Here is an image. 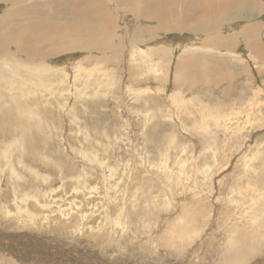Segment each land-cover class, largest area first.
<instances>
[{"label": "rangeland", "instance_id": "1", "mask_svg": "<svg viewBox=\"0 0 264 264\" xmlns=\"http://www.w3.org/2000/svg\"><path fill=\"white\" fill-rule=\"evenodd\" d=\"M8 13L11 12L7 5L0 3V16ZM262 13L253 22H264ZM119 14L126 21L134 18L132 14ZM131 22L135 23L136 19ZM244 23L246 21L241 22L240 27ZM223 27L229 32L228 25ZM204 40L202 34L161 33L148 43L150 47L147 45L149 49L156 48L154 51L143 48L150 59L149 62L139 60L140 64L130 63L125 56L121 59L124 63L91 62L82 52H76L71 54L72 60H67V57L70 59L67 53L60 57L53 55L54 65L47 76L45 72L36 71L29 62L23 65L11 61L7 67L0 68L1 103L13 105V109L4 107L8 128L3 131L0 113V208L3 204L13 206L16 193L29 192L39 196L40 205L35 202L37 207L48 206L46 210L34 208L36 214L39 210L41 215L46 213L45 218L48 216V221L43 216L38 220L45 231L57 220L62 223L57 227L69 225V228L76 224L86 232L81 234L83 236L98 231L93 235L106 234L109 238L112 228L103 229L110 212L115 225L123 224L121 216L129 210L133 216L134 213L141 215L142 219L138 218L144 224L147 212H161L162 217L169 215L167 212L183 201L184 196L193 193L191 204L199 210H217L218 197L223 206H230L222 213L231 212L241 219L236 221V228L241 231L245 227L246 231L250 227L251 231L261 229L264 236V56L257 58L243 44L236 46L231 55L224 50L202 51L199 46ZM187 47L191 48L186 52ZM15 51L13 45L7 48L8 58ZM183 52L189 59L194 57L191 62H195L193 65L199 70L204 67V72L219 71L222 76L229 70L230 73L226 77L214 74L209 82H200L202 76L188 77L192 83L179 84L175 79L185 58ZM127 53L129 50L124 52ZM126 61L128 68L133 65L131 70L143 65L144 72L138 75L139 71L134 70L133 75L124 74L121 70H125ZM14 66L22 71V76ZM65 75L71 76L67 79ZM24 102L29 103L33 111L26 109ZM38 111L36 116L33 112ZM43 111L49 112V118ZM28 112H32L30 119L25 117ZM22 149H32L31 157L21 156ZM35 155L46 161L40 158L33 161ZM46 197L47 203L44 202ZM21 203L22 208L33 210L32 202ZM60 208L66 209L65 213L72 212L71 215L66 219L60 217ZM122 210L124 212L119 214ZM52 211L57 214L53 215ZM144 227L141 225L134 230ZM215 228L213 224L207 230ZM62 233L58 231L59 238L55 240L60 242ZM228 235V231L223 233L229 241ZM258 241L263 242L264 237ZM183 242L187 250L198 244L189 239L181 240ZM159 243V247L164 245ZM208 249L212 251L215 247ZM194 263L197 264L192 260L191 264Z\"/></svg>", "mask_w": 264, "mask_h": 264}, {"label": "bare ground", "instance_id": "2", "mask_svg": "<svg viewBox=\"0 0 264 264\" xmlns=\"http://www.w3.org/2000/svg\"><path fill=\"white\" fill-rule=\"evenodd\" d=\"M0 3H5L11 12L5 16H0V68H3V66L7 67L11 61L23 65L25 62H29L37 68L36 71L45 72V76H47V73L52 71V66L54 65L52 61L53 55L60 57L67 53L70 54V59L67 57V60H72L74 56L71 54L76 52H82L84 58H88L91 62L113 60L114 62H119L125 56V60L127 59L130 63L140 64L139 60L143 61L149 57V50L156 49L153 47V49L147 48L148 43L159 37L161 33L202 34L205 35V40L204 43H201L203 44L201 47L198 45L201 50H224V52L226 51L225 54L228 52L231 55V52L235 50L234 48H237L236 46L243 44L250 51L249 53L253 52L257 58L259 57L260 59L261 56H264V22H253L258 14L264 13V0H0ZM119 12H123L126 15L132 14L134 18L131 21L136 19V22L132 23L131 21L123 20L121 14L118 15ZM243 21H246V23L240 27ZM224 25L229 26V32L224 31ZM231 25H233L232 28H230ZM176 43L180 47L183 45L180 41ZM160 44L163 45V43ZM11 45L16 48V51L12 57L8 58L7 48ZM143 48L149 49L148 52ZM189 48L191 47H187L184 50L187 52ZM128 50L129 53L124 54ZM215 53L217 54V52ZM184 55L185 58L183 61L180 60L182 63L179 65V70L181 71L177 72L178 76L175 74L177 77L174 76L176 77V79L174 78L175 81H179V84L192 83L188 81V77L193 76H202L200 82H209L210 77H214V74L222 76L218 73L219 71H210L208 69L207 72H204V67L199 70L193 65L195 62H191L194 57L189 59L186 53ZM155 57L157 56L154 55ZM221 58L223 57L221 56ZM128 61H126L127 65L124 64L125 70H121L124 74L133 75L134 70L139 71L138 75L144 72L143 65L142 68L136 67L131 70L133 67L131 64L132 67L128 68ZM153 65H155V62ZM149 66L151 67V65ZM149 66L148 68H150ZM14 68L17 71L20 70L17 66H14ZM19 73L22 76L21 70ZM228 73H230V70L222 77L228 76ZM70 76L65 75L67 79ZM198 84L200 85V83ZM129 90L131 91L132 89ZM132 91H135V89ZM173 103L175 102L173 101ZM23 105L27 106L25 107L26 109L33 111L29 103L24 102ZM0 106V113L3 116L1 117L4 126L2 127L3 131L8 128V123L5 121L7 112L4 107L8 109L12 107L13 109V105L9 102L8 105L4 106L0 100ZM31 113H26L25 117L30 119ZM33 113L37 116L39 111ZM43 113L49 118V112L43 111ZM22 129L26 130L25 127ZM31 147L34 148L33 145ZM28 148H30L29 145ZM31 150L28 149L26 151L24 149V153L21 156L27 155V157H31ZM39 158L35 155L33 161ZM42 159L41 157L39 160H45ZM27 182L30 183L29 181ZM29 186H31V183ZM32 186L34 185L32 184ZM24 193L29 194V192ZM23 194H15L13 206L3 204V207L0 208V264H191L192 260L197 264H264V241H258L259 238L264 237L261 234V229L251 231L250 229L253 230V228L250 227L246 231L245 227L242 232L238 229L239 227L236 228V221L241 219H238V215L235 218L236 215L231 212L228 215L222 213L224 210H228L230 206H223L218 197V203H215L217 207L216 213L213 209L199 210L198 206H193L191 204L193 202L191 194L193 193H189L182 198L183 201L178 202L176 207L173 206L174 208L167 212L169 215L162 217L161 212L156 213L154 211V214L147 212L148 214L144 215V217L142 216L143 219L147 218L144 224L142 223L143 221L139 220V218L142 219L141 215L137 216L134 213L133 216L130 210L127 213L122 210L119 211V214L124 212L122 216L120 215L123 219V224L120 223V226L118 224L115 225L114 217H111L112 212H110L109 219L104 224L105 228L103 229L109 231L108 228H112L110 237L107 238L106 234L104 236L102 234H98L100 236L93 235L98 231H93L90 233L91 235L83 236L81 234L86 232L83 229H79L76 224L69 227L71 231L67 230L69 225L57 227V224H62L57 222V220L47 229L48 232L45 231L43 226H39L38 220L42 216L44 217L46 213L41 215L39 210L48 208V206L42 204L45 208L37 207V205H40L38 195ZM44 200V202H48L47 197ZM28 201L32 202L33 210L30 207L22 208L23 204L21 202L27 205ZM148 201L150 204V200ZM152 204L154 206L155 202H152ZM34 208L39 209L38 214L34 212ZM151 208L149 207L150 210ZM159 210L162 211L161 208ZM65 211L66 209L63 210L61 208L58 210L59 216L64 217V219L72 213H65ZM52 212L53 215L57 214V211H55L56 213ZM149 215L157 217L158 220H154ZM47 217H44L46 221H48ZM134 218L137 221H133ZM40 224L42 225V223ZM213 224L216 226L215 229L217 230L218 228V230H207V227ZM141 225L145 226L144 229L146 231L139 228V230H134ZM60 230L64 232L62 233L64 235L58 242L55 239L59 238L58 231ZM139 231L142 234L136 235L135 233H139ZM227 231L229 233V241L225 240L223 236V233ZM183 239H189L193 241L192 243L198 244L191 245V248L187 250L185 243H181ZM220 240L221 242H219ZM159 242L164 245L159 247V244H161ZM209 246H214L215 249L210 251L208 249ZM199 257H203L200 262L198 261Z\"/></svg>", "mask_w": 264, "mask_h": 264}]
</instances>
